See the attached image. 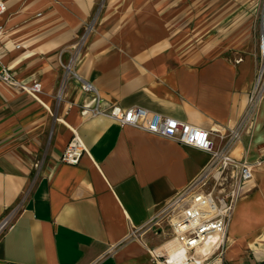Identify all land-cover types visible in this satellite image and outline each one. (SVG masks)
<instances>
[{
	"label": "crops",
	"instance_id": "obj_1",
	"mask_svg": "<svg viewBox=\"0 0 264 264\" xmlns=\"http://www.w3.org/2000/svg\"><path fill=\"white\" fill-rule=\"evenodd\" d=\"M4 1L0 63L18 80L39 82L41 92L37 100L0 87V216L37 172L21 214L0 238V264H162L154 250L170 230L148 221L210 154L87 113L93 97L72 73L105 104L140 106L209 130L216 149L243 113L255 58L176 49L174 36L148 16L164 0H108L110 11L121 10L117 29L113 19L91 22L98 0ZM74 131L85 151L77 164L60 162ZM246 147L249 160L264 159V99L252 137L243 135L233 154ZM246 188L227 227L228 264L264 260L254 253L264 242V162Z\"/></svg>",
	"mask_w": 264,
	"mask_h": 264
},
{
	"label": "built area",
	"instance_id": "obj_2",
	"mask_svg": "<svg viewBox=\"0 0 264 264\" xmlns=\"http://www.w3.org/2000/svg\"><path fill=\"white\" fill-rule=\"evenodd\" d=\"M5 10L6 3L0 0V15ZM259 20L256 69L245 108L234 126L220 136L222 144L216 149L212 147L209 130L144 107L122 108L114 104H105L92 84L72 73V77L80 83L81 91L93 97V104L83 106L87 113L105 115L120 125L138 127L151 134L194 146L210 154L208 164L199 175L176 192L175 196L148 221L149 228L159 229L162 223L167 222L170 228L169 239L177 247L172 255L167 250L162 252L154 250L155 258L162 264H174V262L209 264L215 260L221 261L227 242V227L234 206L246 192L253 171L264 162L261 158L249 160L248 147L239 156L233 154L243 135L252 137L259 105L264 99V0H262ZM5 32L4 27L0 25V39ZM241 59L239 57L236 61ZM0 81L7 87L27 93L38 100L41 84L37 81L29 84L18 80L14 73L1 63ZM57 99H60V93L57 94ZM84 151V144L74 131L62 150L59 161L77 164ZM36 176L37 172L16 201L0 216V238L12 228L21 214L24 201ZM136 233V230L132 231L129 236H134Z\"/></svg>",
	"mask_w": 264,
	"mask_h": 264
},
{
	"label": "rangeland",
	"instance_id": "obj_3",
	"mask_svg": "<svg viewBox=\"0 0 264 264\" xmlns=\"http://www.w3.org/2000/svg\"><path fill=\"white\" fill-rule=\"evenodd\" d=\"M110 1L98 0L91 22L98 21L104 25L108 19H113L117 29L121 10L117 11V7L110 11L114 6ZM158 6L160 9L148 12V16L160 20L158 30L174 36L176 49L204 51L211 56L221 55L232 59L247 55L256 57L262 0H164ZM0 87L7 86L0 81ZM168 238L170 235L164 241L170 240ZM259 244L260 252L253 251L261 259L264 258V242ZM245 254L254 259L252 253ZM222 260L209 264H228Z\"/></svg>",
	"mask_w": 264,
	"mask_h": 264
},
{
	"label": "bare ground",
	"instance_id": "obj_4",
	"mask_svg": "<svg viewBox=\"0 0 264 264\" xmlns=\"http://www.w3.org/2000/svg\"><path fill=\"white\" fill-rule=\"evenodd\" d=\"M258 246H260V245L254 246V248L258 247ZM175 249H177V247L174 245V242L170 239L168 241L166 240L165 243L161 247L157 248L156 252H162V250H167L168 253L172 255V254H174ZM170 264H172V263H170ZM174 264H180V263L174 262Z\"/></svg>",
	"mask_w": 264,
	"mask_h": 264
},
{
	"label": "water",
	"instance_id": "obj_5",
	"mask_svg": "<svg viewBox=\"0 0 264 264\" xmlns=\"http://www.w3.org/2000/svg\"><path fill=\"white\" fill-rule=\"evenodd\" d=\"M255 264H264V260L260 261V262H257Z\"/></svg>",
	"mask_w": 264,
	"mask_h": 264
}]
</instances>
